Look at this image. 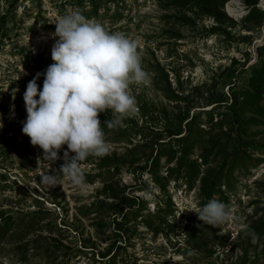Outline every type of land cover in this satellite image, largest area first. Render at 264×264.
I'll return each instance as SVG.
<instances>
[{"label":"rangeland","instance_id":"rangeland-1","mask_svg":"<svg viewBox=\"0 0 264 264\" xmlns=\"http://www.w3.org/2000/svg\"><path fill=\"white\" fill-rule=\"evenodd\" d=\"M79 1L0 0V121L3 123L0 128V211L26 213L37 210V206L46 207L45 220L34 224L31 232L19 233L23 237L21 244L39 237L40 242L27 246L24 251L13 250L15 243L0 242V264H42L40 247L49 245L53 249L57 245L55 240L59 243L54 254L55 264L62 260H67L68 264H102L99 253L112 241L108 232L113 227L110 225L112 217L106 212H94L92 207L96 203H111L112 199L104 194L105 187L110 186L137 196L151 212L158 203L164 204L165 196L169 195L172 202L169 220L181 229L187 217L196 215L187 210L203 205L200 192L203 174L191 188L184 179L169 180L164 193L145 168L150 165V159L124 168L109 182L103 181L105 170H100L95 161L100 158L128 161L144 148L149 152L152 146L157 147V140L167 141L166 127L179 124L187 109L190 116L194 111L209 109L212 92L228 94L232 85L247 84L251 67L258 61L257 46L264 44V24L256 26L244 20L253 5L264 10L261 0H237L241 9L237 16L228 12V1L223 10L214 11L199 6L167 9L166 0H124L122 6L118 3L119 8L112 0H95L98 16L90 19L100 22L109 32H122L137 41L142 67L148 72L150 83L133 84L130 88L136 99V111L123 121L122 127H129L128 140H117L114 134L105 135L109 154L99 158L89 156L82 163L89 184L87 193H81L63 179L59 172L63 159L52 164L50 171H56L64 188L62 185L49 188L40 183L39 175L47 170V165L38 167L37 164L42 150L32 146L30 138L22 133L27 118L23 94L28 82L53 63L51 49L58 37L52 34L57 18L69 9L81 13L91 11L90 1ZM214 26H219L221 32L211 33ZM43 80L41 76L37 84L43 85ZM14 89H18L15 99ZM163 89L180 99L167 98ZM105 114L112 118L111 110ZM133 129H141L143 133L137 134ZM241 138L260 146L250 149V156L259 162L241 171L235 170L230 186H221L223 195L212 197L232 209L234 219L220 228L214 227L219 235H229L228 245L217 248L211 256L194 254L186 258L180 252L184 242L182 234L175 236L171 232L170 242L164 234L153 233L142 224H130L122 238L127 255L121 250L117 264H231L240 255L239 249H233V243L248 225L264 215V124L248 125ZM66 148L65 145L60 151L61 157ZM226 152L214 151L201 171L217 167ZM199 153L200 148H196L192 159L201 163ZM166 174L162 159L160 175L167 177ZM92 177H95L93 183L89 182ZM102 222L106 225L103 228L100 227ZM47 223L55 224L60 230L53 233L36 230ZM107 235L108 240L101 242Z\"/></svg>","mask_w":264,"mask_h":264},{"label":"trees","instance_id":"trees-1","mask_svg":"<svg viewBox=\"0 0 264 264\" xmlns=\"http://www.w3.org/2000/svg\"><path fill=\"white\" fill-rule=\"evenodd\" d=\"M92 3L91 11L82 13L85 17H97L98 6L95 0H87ZM121 6L124 0H112ZM170 8H187L189 6L206 7L214 11H221L229 0H166ZM80 3L83 0L79 1ZM7 14V13H6ZM6 14L4 16H6ZM2 19V17H1ZM4 19V17H3ZM245 22L251 25L261 26L264 24V10L253 7L245 17ZM211 33L218 34L221 32L219 26H214ZM264 40V38H262ZM258 61L251 67V74L248 77V83L242 86L232 85L231 91L227 94L224 91H214L211 93L209 109L194 111L190 116V109L184 113L183 118L177 125L166 127V140L156 141L157 147L152 146L149 152L144 148L138 156H133L128 161L119 162L116 159L100 158L95 161L100 170H105L104 182L113 180V177L120 173L124 168L132 167L139 164L142 160H151L147 168L152 181L157 184L160 190L166 192V183L169 180L178 181L184 179L189 188L193 187L199 175L200 192L204 199L203 205L215 194L223 195L221 186H230V178L235 170H243L249 165H256L259 161L250 156V149L260 147L259 145L244 141L245 130L251 124H264V44L257 46ZM162 71V70H161ZM163 73V71H162ZM165 81L168 82L167 74ZM42 89V84L38 85ZM164 94L167 98L179 100L178 95L168 93L165 89ZM38 99V97H37ZM250 117L246 119L245 117ZM102 122V128L105 135L114 134L117 140L129 138V127H117L109 129L103 122L111 119L105 113L99 116ZM186 121V122H185ZM185 122V123H183ZM225 128V131L223 130ZM137 134L143 133V130L133 129ZM217 131L216 133H214ZM232 135H234L232 137ZM204 138H207L203 140ZM224 140V142L222 141ZM197 143H200L198 146ZM196 148H200L198 158L192 159ZM225 151L221 163L213 169L201 171L202 165L209 163V157L214 151ZM154 151L156 152L154 154ZM164 159L166 165V176L160 175V163ZM103 174V173H101ZM100 174V175H101ZM98 175V176H100ZM102 176V175H101ZM92 177L89 182H95ZM111 187V186H110ZM105 187L104 194L112 199L110 204L93 205L94 212H106L110 219L112 229H109L110 244L103 252H100V261L102 264H117L118 258L121 257V250L127 255L126 245H123V237L129 231V225H144V227L153 233L164 234L170 241L171 232L175 236L182 234L184 236L181 254L188 258L194 254H204L211 256L219 247L228 245L229 235H219L210 225L203 224L198 219L197 214L189 216L186 223L181 229L175 226L174 221L169 220L172 214V202L169 195L165 196L164 204L158 203L154 211L146 207V203L135 195L125 194L124 191ZM38 202V201H37ZM42 204L41 202H38ZM202 205V206H203ZM38 209L26 213H13L11 211H0V242L15 243L17 246L13 250L24 251L29 245H36L40 237L33 241H27L21 244L23 238L22 231L31 232L34 224L45 220L46 213H43L46 207L37 206ZM105 223H100V227H105ZM111 228V226H110ZM46 230L50 233L57 232L58 227L53 223H47L41 226L38 231ZM60 230V229H58ZM105 234V232L103 233ZM101 242L108 240V235L101 238ZM53 249L49 245L40 247L39 255H42V264H55L54 254L58 251V241ZM171 242V241H170ZM233 249H239L240 255L231 262V264H264V215L257 221L248 225L240 234ZM23 254V252H22ZM24 256V255H23ZM24 258V257H22ZM57 264H68L67 260H62Z\"/></svg>","mask_w":264,"mask_h":264},{"label":"clouds","instance_id":"clouds-1","mask_svg":"<svg viewBox=\"0 0 264 264\" xmlns=\"http://www.w3.org/2000/svg\"><path fill=\"white\" fill-rule=\"evenodd\" d=\"M54 24L52 35L58 39L51 49L53 63L27 84L23 94L27 118L22 133L32 146L42 150L37 164L47 165V170L39 175L40 183L64 188L56 171H50L52 164L63 159L59 169L63 179L87 193L89 184L82 163L89 156L99 158L110 152L100 114L112 111V118L103 122L109 129L123 126L124 119L136 111L131 86L148 85L150 77L142 67L135 39L109 32L79 10L69 9ZM41 76L42 89L37 84ZM17 91L13 90V99ZM187 211H194L203 224L215 228L234 219L230 205L216 198Z\"/></svg>","mask_w":264,"mask_h":264},{"label":"bare ground","instance_id":"bare-ground-1","mask_svg":"<svg viewBox=\"0 0 264 264\" xmlns=\"http://www.w3.org/2000/svg\"><path fill=\"white\" fill-rule=\"evenodd\" d=\"M227 10L230 14L235 15V16L241 14V9H240V6H238L237 0L228 1Z\"/></svg>","mask_w":264,"mask_h":264},{"label":"water","instance_id":"water-1","mask_svg":"<svg viewBox=\"0 0 264 264\" xmlns=\"http://www.w3.org/2000/svg\"><path fill=\"white\" fill-rule=\"evenodd\" d=\"M261 5L264 6V0H261Z\"/></svg>","mask_w":264,"mask_h":264}]
</instances>
